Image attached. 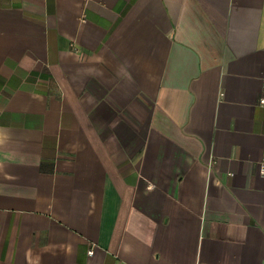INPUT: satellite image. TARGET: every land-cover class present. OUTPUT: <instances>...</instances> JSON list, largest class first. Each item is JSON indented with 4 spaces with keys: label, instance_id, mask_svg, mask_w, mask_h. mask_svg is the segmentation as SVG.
<instances>
[{
    "label": "crops",
    "instance_id": "1",
    "mask_svg": "<svg viewBox=\"0 0 264 264\" xmlns=\"http://www.w3.org/2000/svg\"><path fill=\"white\" fill-rule=\"evenodd\" d=\"M263 100L264 0H0V264H264Z\"/></svg>",
    "mask_w": 264,
    "mask_h": 264
},
{
    "label": "built area",
    "instance_id": "2",
    "mask_svg": "<svg viewBox=\"0 0 264 264\" xmlns=\"http://www.w3.org/2000/svg\"><path fill=\"white\" fill-rule=\"evenodd\" d=\"M264 102V100L262 101ZM261 171H262V175L264 176V160L263 162L261 163ZM89 255H92L93 254V250L90 249L89 252H88Z\"/></svg>",
    "mask_w": 264,
    "mask_h": 264
}]
</instances>
